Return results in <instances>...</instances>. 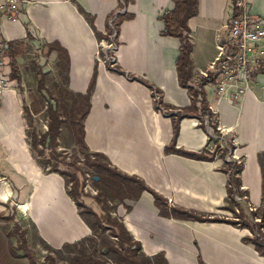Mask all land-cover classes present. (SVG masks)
Wrapping results in <instances>:
<instances>
[{
    "label": "crops",
    "instance_id": "0c3cea01",
    "mask_svg": "<svg viewBox=\"0 0 264 264\" xmlns=\"http://www.w3.org/2000/svg\"><path fill=\"white\" fill-rule=\"evenodd\" d=\"M75 1L95 17L94 25L103 34L106 33L108 15L117 10L120 2V0ZM246 2L251 14L264 16V0H246ZM229 3L230 0H198V12L188 20L192 42L190 56L193 66L190 85L195 77L199 76L197 79L200 80L201 72L209 69L217 52V44L225 38L222 31L226 30L224 24L229 17ZM123 4L125 11L132 14L133 18L121 22L118 34L113 40L117 45L115 50L116 66L121 68L122 74L116 69V72L111 71L104 61L103 64L97 62L95 52L98 42L104 43L109 40L96 38L84 16L79 13L71 0H31L19 21L3 23L1 37L7 42L18 40V42H23L24 46H26L27 40L35 42L38 40L43 43L45 53L47 52V43L58 42L68 52L70 60L68 84L69 89L75 93L86 92L96 67L95 84L90 96V109L83 122L84 141L94 151L102 152L108 156L120 172L141 178L142 172L136 168L138 166L136 160H145L143 146L146 143L144 136H147V129L145 123L141 121L139 113L135 110L136 107L131 104L132 94L141 91L135 81L148 88L150 93H152V89L140 79L155 86L161 94L163 103L173 107L175 112L190 105V96L187 89L182 88L177 80L175 60L179 41L177 38L160 34L163 28L160 16L164 11L172 8L171 0H129L126 5L124 1ZM47 55L56 58L55 63L58 61L56 52ZM203 88L210 111L217 115L221 129H224L233 138L231 139L233 149L236 150L235 155L241 156L243 160L241 171L237 175L241 189L247 191L255 207H260L262 205V177L258 154L264 152V68L255 73L249 89L239 94L234 102L229 97L216 100L213 97L210 83H204ZM231 89L229 88L227 94ZM143 96V99L146 100L145 93ZM2 106L3 111L10 116L9 123L13 124L14 102L9 95L3 97ZM105 107L108 112L104 111ZM163 114L168 117L171 129L170 139L167 142L160 141L157 133L155 140L160 141L158 147L163 149L165 155L179 156L164 152V147L172 137V122L170 115ZM1 117H3L2 114L0 116V144L4 146L5 143L10 146V154L16 155V157L26 154L27 149L23 142L19 141L14 145L5 138V132L8 129L2 124ZM186 118H193L190 119L193 125L194 119L198 120L193 116L184 115L179 122L176 146L189 151H197L195 147L187 144L188 141L185 137L181 136L185 130L188 136L192 133L191 127L185 126ZM201 129L203 132L205 131V128L201 127ZM8 136H13V134ZM0 159H2L1 152ZM198 162L204 164L209 170V178L215 180L220 198H224L227 195L226 176L215 170L220 164L219 161L213 159L212 161ZM12 163L17 171L22 170L24 163L16 160H13ZM31 168L32 166L26 170L28 179L31 180V190L27 200L18 206L20 211L28 214L41 236L48 242H73L80 238L87 228L73 213V201L65 195L54 177L43 178L38 170L32 171ZM218 175H223L225 178L222 176L219 178ZM144 183L157 192L151 185L145 181ZM147 193L153 198L149 192ZM9 196L7 192L0 195V199L7 201ZM144 205L141 203L140 207ZM144 209L151 211L150 206L145 205ZM252 211L255 212V210ZM249 215L251 218L253 217L250 212ZM138 218L134 215L126 217L127 230L138 238L139 242H146L154 247L155 254L163 252L168 264H199L198 254L202 260L200 264H203L199 242L193 241L197 250L194 256L189 255L188 247L184 242L175 241L171 236H166L161 242L151 243L149 233L139 232ZM201 223H207L200 224V226L208 230L220 229L219 235L221 234V236L231 233L242 235L238 239H229L225 247L223 244H216L210 264H264V257L254 249L253 245L243 242L242 238L247 235L245 230L237 229L227 223ZM217 223L221 225H217ZM247 231L250 234L248 229ZM140 236H142L141 240ZM201 243L204 247L205 243L203 241ZM205 249H203L204 253ZM0 264H31L25 257H14L10 254L8 241L1 226Z\"/></svg>",
    "mask_w": 264,
    "mask_h": 264
},
{
    "label": "rangeland",
    "instance_id": "374dc122",
    "mask_svg": "<svg viewBox=\"0 0 264 264\" xmlns=\"http://www.w3.org/2000/svg\"><path fill=\"white\" fill-rule=\"evenodd\" d=\"M122 5L124 7V4ZM123 7L118 10L122 11ZM222 34L225 37L226 30H223ZM189 37L191 39L190 34ZM114 39L115 37H109V41L98 42L95 57L99 64H103L105 60L108 61L111 71L116 72L114 67L116 66L115 50L117 45L113 42ZM0 40L6 42L1 37V34ZM17 42L18 40L14 43ZM109 44L112 45L109 46ZM2 60L7 66L5 70L9 71V51L3 52ZM16 60L19 66L20 82L17 83V81L10 78L3 81L0 87V116L2 114V124L8 129L5 132V138L14 145H16V142H23L27 153L16 157V155L10 154V146L5 143L4 146L0 144L2 156V159H0V195L7 192L10 195L7 201L0 199V226L4 233L9 231L11 234L15 224H19L20 228L26 231L27 246L36 254V257L42 260L45 254L51 252L56 264H69L68 260L74 254L95 256L103 264H118L115 263L116 255H104L100 251V247L103 245L117 244V240L112 236L111 228L103 219L106 216V212L109 213L112 219L122 222L124 226L128 215L139 217L137 219L139 232L142 234L149 233V241L151 243L161 242L166 236H171L175 241L184 242L191 256L196 255L197 252L193 244V241L196 240L201 244L203 264H210L216 244L220 243L225 247L229 239H238L242 236H238L235 233L221 236V234L219 235L221 230L218 228L208 230L200 226V224L207 223L192 220L183 221L170 216L168 218L162 217L159 213V208L154 205L153 198L147 192H142L136 200L126 197L121 203L115 199L107 183L118 180L123 187H133L134 185L128 179L118 177L110 171L116 170L120 172L108 156L102 152L94 151L86 141H84L86 142L85 145L80 142V109H83L84 105L82 106V100L79 99L75 103L77 100L76 93L69 89L68 67H66L64 60H60V65L55 63L56 58L48 57L45 53V48H43V43L38 40L36 42L27 40L24 53L17 57ZM39 71L44 73L45 85L50 91L48 93L37 89ZM0 76L5 77L4 74H0ZM200 76V80L197 79L199 76L195 77L191 81V85L199 86L205 79L203 75L200 74ZM209 82L205 79V83L208 84ZM135 83L141 88V91L132 94L131 104L136 107L135 110L139 113L140 119L145 123L147 129V136H144L146 143L143 146L145 160L135 161L136 165H138L136 168H139L142 172V180L155 188L162 197L164 196L169 206L195 210L209 217L217 216L229 219H236L240 212L245 213V220L250 221L256 227L254 235L264 239V219L260 215L262 205L255 207L247 191L241 189L240 182L237 184L234 181L238 179L237 175L241 171L243 160L241 156L235 155L236 150L232 146L233 138L224 129H221L217 115L212 111L205 114L207 121L204 119V132L198 120L194 119L193 125L190 120L193 118H186L185 126H190L192 133L188 136L185 130L181 136L185 137L188 141L187 144L195 147L197 151L207 153L214 151V159L220 163L215 170L226 176V178L223 175H218V177L222 176L225 178L226 186L232 184L239 189L235 192L234 202L227 195L224 198H220L215 186V180L209 178V170L204 164L187 160L182 156L165 155L163 149L158 147V142H167L171 135L168 117L163 114V106L156 104V99L161 97V94L158 91L155 94L150 93L148 88L137 81ZM29 92H33L43 105H46V101L54 104L59 109L63 119L54 148H47L43 153H41L42 147L40 144L34 148L30 145V142L31 136L36 134L39 137L40 134L46 131L48 118L44 107L42 112L32 114L30 118L23 111L24 105L29 104ZM144 93L146 94V100L143 99ZM233 94L231 89L229 94L221 97V94L214 91L213 97L216 100L229 97L234 102L236 98ZM8 95L14 102V113L12 114L14 125L9 123L10 116L3 111L2 106L3 97L5 98ZM104 111L108 112L107 107L104 108ZM210 123L214 124V129L210 127ZM157 125H159V129ZM157 133L160 141L155 140ZM12 134L13 136H8ZM200 145L202 146L199 147ZM25 157H28V159H25ZM13 160L24 163L22 170L17 171L13 167ZM52 163H57L56 169H53ZM99 164H101L100 167H98ZM232 164L234 165L231 166ZM30 166H32V171L38 170L43 178L54 177L71 201L73 199L70 196L72 186L70 175H75L79 181L78 200L83 205L80 206L73 201V213L86 226L87 230L77 240L68 242L70 243L69 247L62 246L65 242H48L46 238L41 236L28 214L22 213L18 207L27 200L31 190V180L28 179L26 173ZM229 173H231L230 177L227 175ZM122 174L126 173L123 172ZM95 176L101 178L100 181H95ZM125 194L129 196L130 193L126 192ZM141 203L150 206L151 211L144 209L145 205L140 207ZM126 206L131 209H126ZM88 208L102 219L98 222ZM13 210L15 212L12 220L11 214ZM252 210H255L256 215L251 218L249 212H252ZM257 218H259V221L256 220ZM133 220L136 221L134 218ZM217 225L221 224L217 223ZM234 227L245 230L247 236L253 235L251 232L249 234L242 223ZM129 234L132 239L139 240L130 232ZM5 237L8 244H15V239L13 238L15 236L7 237L5 234ZM141 238L142 236H140V240ZM202 241L205 243L204 247L202 246ZM47 244L51 247L50 249L46 248ZM153 248L150 244L141 242V248L136 252V257L142 264H164L162 261L154 259L156 249ZM203 249H205V253Z\"/></svg>",
    "mask_w": 264,
    "mask_h": 264
},
{
    "label": "trees",
    "instance_id": "16d2710c",
    "mask_svg": "<svg viewBox=\"0 0 264 264\" xmlns=\"http://www.w3.org/2000/svg\"><path fill=\"white\" fill-rule=\"evenodd\" d=\"M125 5L129 0H123ZM231 2H235L236 0H230ZM71 2L77 7V10L80 14H82L91 27L93 33L95 34L96 38L109 40V35L115 31V36L118 34V27L122 21L126 19L133 18L132 14H129L125 11L123 14H116L114 19L112 20L111 24L109 23V19L113 16L114 12H111L106 20V33L103 34L99 32L95 25V17L86 12L75 0H71ZM173 6L171 9L166 10L160 16V20L163 22V28L160 31L162 36L174 37L177 38L179 41V48L178 54L175 60V68L177 74V80L179 85L182 88L187 89L188 94L190 96V105L188 107L182 108L180 111L175 112V109L171 106H168L163 103L162 98L158 97L156 99L157 104H161L163 106L164 113L171 116L172 122V137L170 142L164 147V152L166 154H176L179 156L187 157L190 159L198 160V161H212L215 157L214 151L207 153L204 151H189L183 148H178L176 146V140L179 133V122L184 117V115H189L197 118L199 120V124L201 127H204V118L206 113L210 111L209 104L206 98V92L203 88L205 80L199 84L198 87L192 86L189 84L191 76H192V61H191V50H192V42L189 37L190 28L188 26V20L195 16L198 12V0H171ZM123 7V5L119 2L118 9ZM28 35V34H27ZM115 42V41H114ZM47 54L51 52H56L58 57V65L60 60H64L66 67L69 66L70 60L67 50L62 47L58 42H51L46 44ZM7 49L10 54V79L20 82L19 76V66L17 63L16 58L24 53L25 46L23 42H7ZM104 64L110 68V63L108 61H104ZM120 74L123 72L121 68L118 66L114 67ZM111 69V68H110ZM96 79V67L94 68L93 74L91 76V80L89 82L88 88L85 93H76L75 96L77 100H82V106L84 105L83 109H80V142L85 145L84 142V126L83 122L85 117L87 116L89 109H90V96L95 84ZM140 79V78H139ZM144 84L152 89V93L159 91L155 86L149 84L148 82L140 79ZM37 89L38 91H46L47 93L50 92L45 85L44 80V73L42 71L38 72V79H37ZM51 95V93H49ZM29 104L24 105L23 111L28 115L30 118L32 114H38L42 112L44 109L46 111V115L48 118L47 129L45 132L37 137L36 134L31 136L30 145L34 148L38 144L41 145V153L47 148L52 149L55 146L57 135L60 131L61 124L63 122L62 115L60 114L59 109L52 104L50 101H46V105H43L41 100L33 93H28ZM44 107V109H43ZM175 112V113H174ZM174 113V114H173ZM210 127L214 129V124L210 123ZM226 151V150H225ZM227 153V151H226ZM224 155V154H223ZM54 157V156H53ZM259 165L261 169V199H262V210H261V218L264 219V152L258 154ZM232 164L231 166H233ZM51 166L53 169L57 168V163H52ZM101 164L98 165L100 167ZM107 169V168H106ZM109 170V169H107ZM113 172L114 175L118 177H123L128 179L131 183H133V187H123L120 184V181H111L107 183L108 188L112 194V196L117 199L119 202H123L124 198L130 197L131 199H138L143 191L149 192L153 196L154 204L157 208H159V213L163 217H174L175 219L180 220H192L198 222H219V223H227L233 226H236L239 223L243 224V227L248 229L252 236H244L242 238L243 242L251 243L254 249L264 257V239L254 235L256 231V227L250 221L245 220V213L243 214L240 212L239 216H236V219H229L226 217H217V216H205L200 214L196 211L182 209L176 206H169L167 199L162 197L160 194L155 192L153 189L148 187L143 180L136 176H131L127 174H122L116 170H110ZM229 177L231 173L228 174ZM72 183H71V190L70 196L75 203L82 206L81 202L78 200L79 195V181L75 175H70ZM101 178H98L97 181H100ZM235 182H239L238 179L234 180ZM239 189L232 184H229L226 188L227 196L234 200L235 192ZM129 192V196L125 193ZM241 193V192H240ZM90 210V208H88ZM126 209H131L129 206H126ZM103 210V209H102ZM91 211V210H90ZM15 210L12 212V217L14 215ZM92 212V211H91ZM251 215H255V212H250ZM92 214L96 217L97 221L99 222V216L95 212ZM106 216L103 218L105 222L111 228L112 236L117 240V244H107L100 247V251L102 254L115 256V263L118 264H142V262L136 257V252L140 250L141 243L138 240L132 239L129 232L126 230L124 224L122 222L117 221L116 219H112L109 213L106 212ZM13 220V219H12ZM240 221V222H239ZM7 237H13L15 239V244L11 245L8 244L9 252L14 257H25L29 260L31 264H56L54 261V257L52 256L51 252H48L43 256L42 260H39L36 257V254L32 252L27 246L26 240V231L20 228L19 224H15L14 228L11 230V234L9 231H5ZM13 234V235H12ZM63 247H69L70 243L65 242L62 245ZM47 249L51 247L47 244ZM199 264L202 263L200 254L197 255ZM154 259L162 261L164 264H168L164 253L158 252L154 254ZM69 264H103L102 261L91 255L85 254H74L72 255L69 260Z\"/></svg>",
    "mask_w": 264,
    "mask_h": 264
},
{
    "label": "built area",
    "instance_id": "2783aa9c",
    "mask_svg": "<svg viewBox=\"0 0 264 264\" xmlns=\"http://www.w3.org/2000/svg\"><path fill=\"white\" fill-rule=\"evenodd\" d=\"M30 3L31 0H0V34L3 23L19 21ZM120 3L123 4V0ZM124 12V7L122 11L117 8L109 23L116 14ZM224 25L226 36L217 44L209 69L201 74L210 81L213 92L217 91L222 97L232 88L236 98L249 89L255 73L264 68V16L251 14L246 0L230 1L229 17ZM109 37H115V31ZM5 51H8L7 41L0 40V74L5 76H0V87L10 78V69L5 70L7 66L2 60ZM203 118L207 121L206 116Z\"/></svg>",
    "mask_w": 264,
    "mask_h": 264
},
{
    "label": "water",
    "instance_id": "95a60500",
    "mask_svg": "<svg viewBox=\"0 0 264 264\" xmlns=\"http://www.w3.org/2000/svg\"><path fill=\"white\" fill-rule=\"evenodd\" d=\"M94 180H95V181H97V180H98V177H97V176H95V177H94Z\"/></svg>",
    "mask_w": 264,
    "mask_h": 264
}]
</instances>
